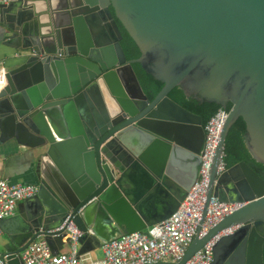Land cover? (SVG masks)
I'll list each match as a JSON object with an SVG mask.
<instances>
[{
    "label": "water",
    "instance_id": "water-1",
    "mask_svg": "<svg viewBox=\"0 0 264 264\" xmlns=\"http://www.w3.org/2000/svg\"><path fill=\"white\" fill-rule=\"evenodd\" d=\"M118 23L138 58L127 60ZM0 24L21 60L7 65L0 90V143L31 150L26 183L38 186L17 214L0 218L8 264H21L40 237L59 253L69 239L49 230L63 223L83 231L84 254L177 210L199 178L205 130L168 97L176 86L201 102L231 104L200 224L211 196L242 206L197 234L180 261L147 264H185L232 226L210 264H264V180L244 161L216 174L239 117L251 156L264 164V0H7ZM134 62L163 83L153 100Z\"/></svg>",
    "mask_w": 264,
    "mask_h": 264
},
{
    "label": "built area",
    "instance_id": "built-area-1",
    "mask_svg": "<svg viewBox=\"0 0 264 264\" xmlns=\"http://www.w3.org/2000/svg\"><path fill=\"white\" fill-rule=\"evenodd\" d=\"M7 0H0V4ZM7 69L0 62V90L6 85ZM228 111L220 107L204 125L205 142L201 154V165L197 182L188 191L177 210L166 219L148 227L144 232L125 233L108 243H104L101 256L90 252L79 254V239L83 231L70 221L49 232L63 230L67 249L53 253L48 243L36 239L21 252V264H147L163 261L178 262L184 256L193 238L204 236L210 228L242 206L240 202L221 201L211 196L202 224L203 210L207 202L211 168L215 158ZM225 153L222 151L216 166L219 175L227 169ZM38 191L35 184L11 183L0 180V218L13 216L20 201L33 197ZM69 217V216H68ZM67 217V218H68ZM200 227V229H199ZM199 229V230H198ZM236 226L228 227L210 238L185 264H210L213 247L223 235L232 233ZM2 229L0 227V235ZM12 252L0 254V264H8Z\"/></svg>",
    "mask_w": 264,
    "mask_h": 264
},
{
    "label": "trees",
    "instance_id": "trees-1",
    "mask_svg": "<svg viewBox=\"0 0 264 264\" xmlns=\"http://www.w3.org/2000/svg\"><path fill=\"white\" fill-rule=\"evenodd\" d=\"M120 31L122 39L120 44L123 48L124 54L127 60H133L140 56V50L133 39L128 35L126 30L121 24ZM135 74L139 80V83L150 100H153L157 93L161 90L163 83L160 80L155 79L149 73H147L142 66L134 62L132 64ZM168 97L173 101L184 107L185 109L199 115L203 124L211 118L216 110L222 106L207 102L199 101L194 96H186L181 87H174L169 93ZM231 104L227 103L226 108L230 110ZM246 124L244 120L239 117L229 128L227 137L225 140V163L227 167H231L240 161L246 162L263 180H264V164L256 161L250 154L246 145ZM263 263H264V243H263Z\"/></svg>",
    "mask_w": 264,
    "mask_h": 264
},
{
    "label": "crops",
    "instance_id": "crops-1",
    "mask_svg": "<svg viewBox=\"0 0 264 264\" xmlns=\"http://www.w3.org/2000/svg\"><path fill=\"white\" fill-rule=\"evenodd\" d=\"M28 22L31 21L27 20V23ZM6 23L7 25L9 24L14 25V23L10 20ZM1 30H2V26L0 24V62L7 69V65H14L15 63L21 60L17 59L18 57L13 58L14 57L13 55L18 53L19 49H17L16 46H14L11 43L6 44L2 41ZM32 163H33L32 153L28 147L24 145L8 146L4 143H0V180L5 179L11 183L29 184L26 182L33 181V178L31 177L30 174L31 170H28L30 164ZM21 203L22 201L18 203L15 214L19 212L18 206ZM7 241L8 239L4 234V230L2 229V234L0 235V254L6 252ZM66 249L67 246L65 244L62 250H66ZM90 254L92 256L100 257L102 254V249L98 248L96 250H93L91 251Z\"/></svg>",
    "mask_w": 264,
    "mask_h": 264
},
{
    "label": "clouds",
    "instance_id": "clouds-1",
    "mask_svg": "<svg viewBox=\"0 0 264 264\" xmlns=\"http://www.w3.org/2000/svg\"><path fill=\"white\" fill-rule=\"evenodd\" d=\"M53 3L55 4V0H53ZM40 9L39 8H37V11H39Z\"/></svg>",
    "mask_w": 264,
    "mask_h": 264
},
{
    "label": "bare ground",
    "instance_id": "bare-ground-1",
    "mask_svg": "<svg viewBox=\"0 0 264 264\" xmlns=\"http://www.w3.org/2000/svg\"><path fill=\"white\" fill-rule=\"evenodd\" d=\"M227 168H228V167H227ZM226 170H227V169H226ZM226 170H225V171H226ZM213 197H214V196H213ZM232 233H233V232H232ZM230 234H231V233H230ZM227 235H228V234H227ZM223 236H224V235H223Z\"/></svg>",
    "mask_w": 264,
    "mask_h": 264
},
{
    "label": "flooded vegetation",
    "instance_id": "flooded-vegetation-1",
    "mask_svg": "<svg viewBox=\"0 0 264 264\" xmlns=\"http://www.w3.org/2000/svg\"><path fill=\"white\" fill-rule=\"evenodd\" d=\"M118 24H120V23H118ZM120 27V26H119Z\"/></svg>",
    "mask_w": 264,
    "mask_h": 264
}]
</instances>
